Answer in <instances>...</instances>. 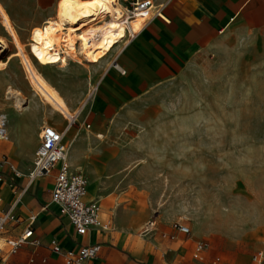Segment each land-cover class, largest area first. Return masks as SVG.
<instances>
[{
	"label": "rangeland",
	"instance_id": "1",
	"mask_svg": "<svg viewBox=\"0 0 264 264\" xmlns=\"http://www.w3.org/2000/svg\"><path fill=\"white\" fill-rule=\"evenodd\" d=\"M55 1H47L46 15ZM131 1L120 0L123 7ZM87 4L80 5L83 13L94 8ZM0 16V37L9 48L0 64V112L34 115L39 106L49 122L67 125L73 117L78 137L88 127L81 120L88 76L97 77L110 54L95 65L41 68L34 47L53 28L49 19L39 42L27 44L32 25L13 22L19 38L1 7ZM122 122L110 137H99L118 145L113 158L120 163L89 180L100 195L88 198L106 196L102 225L109 220L119 238L144 245L140 228L150 216L157 217L159 230L182 221L191 231L186 245L205 243L210 264H255L253 254L264 249V40L222 67L191 70ZM17 167L31 168L32 156L18 159Z\"/></svg>",
	"mask_w": 264,
	"mask_h": 264
},
{
	"label": "crops",
	"instance_id": "2",
	"mask_svg": "<svg viewBox=\"0 0 264 264\" xmlns=\"http://www.w3.org/2000/svg\"><path fill=\"white\" fill-rule=\"evenodd\" d=\"M47 1L0 0V7L19 38L14 23L25 27L32 25L27 44L39 42L42 26L52 17L58 0L46 15ZM70 1L87 7L89 0ZM157 3H164V14L168 21L157 17L149 19L131 41L119 43L109 52L110 57L97 77L88 76V83L91 81L98 87L94 94L86 97L87 110L81 120L88 127L80 130L78 137L72 128L73 117L70 123V119L66 118L67 125L53 118L49 122L45 114L40 113L39 106L37 109L32 107L36 113L34 115L24 113L25 109H16L8 115L5 113L8 138L7 142H0V159L6 158L21 175L12 172L7 164L0 167L1 207L11 205L20 188L26 186L25 176L30 168L20 172L17 162L30 156L33 161L42 124H50L59 131L70 124L64 139L70 143L67 158L73 168L85 172L88 177L86 198L94 199L96 197L88 198V193L93 196L100 194H94L89 180L104 167L120 163L113 158L119 151L118 145L104 142L99 137H110L115 133V127L123 123L122 119L133 117L144 102L158 101L166 88L191 70L222 67L234 57L255 51L264 40V0H165ZM0 23L3 27L1 16ZM115 59L118 63L116 67L112 65ZM11 61L8 60L7 65ZM53 174L38 178L26 186L14 209L19 217L18 223L8 225L4 234L7 237L18 236L29 217L36 215L32 234L40 245L34 247L26 243L17 253L4 254L0 264H64L63 251L94 243H100L101 250L89 264H169L171 261L210 264L208 251L204 262L192 260L193 245H186L188 239L179 233H176L175 240L162 238L159 234L158 239L147 240L139 235L145 246L131 245L127 239L119 238L115 226H111L113 230L103 232L93 226L87 234L77 235L69 219L61 215L50 201ZM104 197L100 198V204ZM104 224L112 225L109 220ZM160 230L175 233L170 225ZM51 239L59 242L60 253L47 249L46 245Z\"/></svg>",
	"mask_w": 264,
	"mask_h": 264
},
{
	"label": "built area",
	"instance_id": "3",
	"mask_svg": "<svg viewBox=\"0 0 264 264\" xmlns=\"http://www.w3.org/2000/svg\"><path fill=\"white\" fill-rule=\"evenodd\" d=\"M164 3H156L154 0H132L128 6H122L123 12L120 21L125 26V35L120 43L131 41L138 31L145 26L146 22L157 17L167 22L164 14ZM137 18H146L141 28L138 31L130 29V23ZM116 59L112 65L117 66ZM97 85L91 81L88 83V98L97 91ZM72 119V117H71ZM69 120V123L71 122ZM73 121V120H72ZM70 124L62 130H57L50 124H42L40 126L38 137L39 144L35 150L32 167L26 174L27 183L29 185L34 180L45 175L53 174V187L50 192V201L57 208L61 215L67 217L70 224L74 228L77 235H85L93 226H97L101 232L108 229L113 230L110 224L102 225L101 204L100 198L87 199V177L80 169L73 168L67 158L68 146L64 141V135L67 132ZM7 134V116L4 112H0V142L6 141ZM9 165L12 172L16 175H21L15 167L7 162L6 158L0 159V167ZM1 177V176H0ZM26 186L20 188L17 197L8 207L0 205V261L3 260V255H11L26 243L34 247L40 245L39 240L33 237V224L36 215H31L28 222L24 226L22 232L16 237H7L4 234L7 232L8 225L18 223L19 217L15 213V205L19 200L20 195L25 192ZM171 228L175 231L170 234L159 230L156 218L150 216L140 229L141 237L152 240L155 234H159L162 238L175 240L176 233L182 234L185 237L190 235V229L182 221H175L171 224ZM47 249L54 253H60L61 246L56 239H51L46 245ZM6 248V250H5ZM101 250L100 243L90 245H81L77 249H68L63 251L64 264H89V261L94 259ZM207 246L205 243L198 241L193 246L191 259L194 261H203L206 257ZM219 257H215L218 261ZM32 261V259L30 260ZM252 261L255 264H263L264 249L257 250ZM169 264H180L176 261H171Z\"/></svg>",
	"mask_w": 264,
	"mask_h": 264
},
{
	"label": "bare ground",
	"instance_id": "4",
	"mask_svg": "<svg viewBox=\"0 0 264 264\" xmlns=\"http://www.w3.org/2000/svg\"><path fill=\"white\" fill-rule=\"evenodd\" d=\"M90 1L94 8L84 13L80 5L70 0L57 1L49 19L53 28L34 47L41 68L65 67L69 62L96 64L122 41L126 30L120 21L123 12L120 0ZM145 19L132 20L130 29L138 31ZM8 55V44L0 38V64Z\"/></svg>",
	"mask_w": 264,
	"mask_h": 264
}]
</instances>
